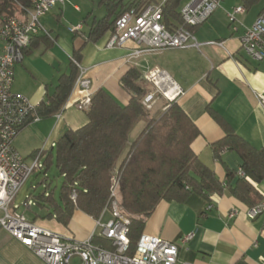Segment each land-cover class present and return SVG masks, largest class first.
I'll return each mask as SVG.
<instances>
[{"label":"crops","instance_id":"0c3cea01","mask_svg":"<svg viewBox=\"0 0 264 264\" xmlns=\"http://www.w3.org/2000/svg\"><path fill=\"white\" fill-rule=\"evenodd\" d=\"M237 6H242V0H221L209 19L192 29L198 43L213 41L216 45H203L199 50H165L130 60L132 43L124 48H105L110 31L96 41L88 38L93 24L106 15V6L101 0H66L41 18V27L46 34L39 33L31 38L23 61L13 67L11 90L22 94L34 107L46 102L55 91L58 79L69 74L71 58L76 53L78 65L88 69L91 91L102 89L125 106L129 94L122 90V76L130 68L137 69L143 79L146 72L158 70L164 81L180 89L181 94L170 101L156 96L150 114L157 116L168 102H176L200 132L191 144L193 154L223 183L227 170L239 176L240 159L236 153L228 151H223L220 159L213 158L210 145L220 140L224 133L207 113L208 107L221 116L239 138L255 149H264V109L256 98L264 96V59L260 62L249 59L239 46L245 29L264 11V0H258L243 14L237 15L235 30H232L227 13ZM16 17L25 20L24 9ZM77 25L81 26L79 31H69ZM146 83L152 93V84ZM85 117V112L69 106L59 118L54 115L38 121L28 119L17 133L14 146L16 141L18 147L26 145L25 153H29V158L36 151L52 152L62 133L84 126L87 123ZM138 124L140 130L133 138L129 136V142L144 128V121ZM253 186L264 204V181ZM16 208L21 210L22 206ZM155 208L145 220L143 233L177 244L179 262L264 264V212L253 219L247 218L249 207L226 192L211 195L209 202L191 194L182 203L161 201ZM44 211L34 213L29 210L33 217H26L30 221L37 217L34 223L63 240L84 241L99 234L96 220L80 211L73 213L67 226L52 219H42ZM107 218L105 215L103 220ZM185 235L192 237L186 244H180ZM0 264L45 263L0 229Z\"/></svg>","mask_w":264,"mask_h":264},{"label":"trees","instance_id":"16d2710c","mask_svg":"<svg viewBox=\"0 0 264 264\" xmlns=\"http://www.w3.org/2000/svg\"><path fill=\"white\" fill-rule=\"evenodd\" d=\"M257 1L242 0V7L249 9ZM101 3L106 6V15L93 24L88 37L91 41L111 31L120 14L143 4L141 0H101ZM181 4L182 0H169L163 8L164 22L170 31L182 24ZM29 7L28 0H0V18L16 16ZM72 59L77 62L76 53ZM70 66L69 74L58 79L53 94L35 107V118L49 119L61 111L78 76L72 61ZM140 75L137 69L130 68L120 80L122 90L129 94L125 106L102 89L92 94L85 111L87 123L76 131H64L54 144V154L50 151L43 158L42 172L46 174L54 164L62 178L58 201L46 185L42 193L25 198L22 209L23 213L30 210L28 198L32 197L38 209L46 210L42 219L67 226L73 213L80 211L98 220L108 207L110 182L116 170L120 209L130 222L129 256L133 255L140 234H143L145 220L161 201L182 203L195 194L209 202L211 195L226 192L252 208L262 201L253 184L264 181V149H255L239 138L221 116L208 107L207 113L224 133L220 140L210 145L213 158L220 159L223 151L234 152L240 159L243 173L238 176L227 170L225 181L219 182L213 170L193 154L191 144L200 132L181 107L171 101L164 111L152 116L143 106L141 101L150 89ZM140 121H144V128L129 142L132 128ZM72 193L76 195L74 201L70 198ZM36 219L34 217L33 221ZM91 237L93 245L114 250L110 241L100 236L103 243L100 244L96 243L95 235Z\"/></svg>","mask_w":264,"mask_h":264},{"label":"built area","instance_id":"2783aa9c","mask_svg":"<svg viewBox=\"0 0 264 264\" xmlns=\"http://www.w3.org/2000/svg\"><path fill=\"white\" fill-rule=\"evenodd\" d=\"M28 1L30 7L24 9L25 20L9 16L3 18L0 25V213L2 214L0 229L45 264H189L177 260V244L144 233L140 234L133 255L127 254L130 222L120 209L119 180L116 170L110 182L108 207L95 222L99 236L110 241L114 250L93 245L91 236L84 241L63 240L28 220L22 210L25 207L24 203L21 205V210L12 204L32 172L39 168L42 155V152L38 151L27 161L13 147L17 133L27 124L28 119L38 121L33 116L35 107L29 100L11 90L13 67L23 61V53L29 46V40L39 33L46 34L41 27V18L56 5H63L66 2V0ZM141 1L142 5L128 9L118 16L107 37L105 48H124L128 43H132L134 47L129 54V59L132 60L145 54L165 50L190 48L199 50L203 45H216L213 41L198 43L191 29L204 24L219 8L221 0H187L179 7L182 24L173 28L172 31L167 29L164 22L163 8L169 0ZM244 12L245 9L242 6H237L227 13V20L232 30H235L236 16ZM80 29L81 26L77 25L69 31L75 32ZM239 46L249 59L255 62L264 59V11L255 18L249 28L245 29ZM71 61L78 69V76L61 111L55 115L57 118L69 106L85 112L93 94L88 69L78 65L72 58ZM160 74L158 70H153L143 75L144 80L153 86V92L141 101L146 110L151 109L157 94L168 101L181 94L180 89L164 81ZM256 98L264 109V96L258 95ZM238 174L243 176L241 171ZM74 197L76 195L72 193L70 197L72 201L75 200ZM263 212L264 204L260 202L249 208L247 218L253 219ZM105 215L108 218L103 220ZM232 215L233 213L230 216ZM191 237L192 235H185L180 239V244H186Z\"/></svg>","mask_w":264,"mask_h":264},{"label":"rangeland","instance_id":"374dc122","mask_svg":"<svg viewBox=\"0 0 264 264\" xmlns=\"http://www.w3.org/2000/svg\"><path fill=\"white\" fill-rule=\"evenodd\" d=\"M187 2V0H182V4H185ZM156 96H160L161 98H163L160 94H157ZM155 96V97H156ZM153 105L151 107L149 111V113L152 112ZM151 115V114H150ZM141 127L140 124H136V126L134 128H132L133 130L130 133V138H133L138 132H139V128ZM17 150V152L20 154V156L23 157V159L25 158V160L28 161L29 157L28 154L25 153L27 146L26 145H21V146H17V141H16V145L14 146ZM47 151L43 152L39 161V168L35 171L32 172V175L30 176V178L28 179V181L26 182L25 186H22L23 188L19 191L18 195L16 196L15 199H13V205L14 206H21L23 203V199H25L26 197H29L30 194H34V195H38L40 193H42L43 191H45V187L46 185L49 186L50 190L52 191L53 194V198L58 201V197H59V191H60V184L62 182V178L58 175V173L56 172V168L54 166V164H52V166L50 167V169L48 170V172L46 174H44L43 168H42V162H43V158L45 157ZM52 154H54V145H53V150H52ZM45 193H48V191H46ZM29 200V205H30V211L37 213L41 210L38 211V207L35 204L34 199L28 198ZM45 213V212H44ZM42 213V214H44ZM26 216L28 218L33 217L32 213L26 211ZM99 234L95 235V240L98 241L96 243H100L103 244L102 242H100V236H98Z\"/></svg>","mask_w":264,"mask_h":264}]
</instances>
